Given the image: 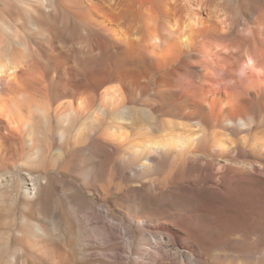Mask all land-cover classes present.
I'll use <instances>...</instances> for the list:
<instances>
[{
	"label": "bare ground",
	"instance_id": "obj_1",
	"mask_svg": "<svg viewBox=\"0 0 264 264\" xmlns=\"http://www.w3.org/2000/svg\"><path fill=\"white\" fill-rule=\"evenodd\" d=\"M0 161L78 182L22 174L61 213L1 203L0 264H264V0H4Z\"/></svg>",
	"mask_w": 264,
	"mask_h": 264
},
{
	"label": "rangeland",
	"instance_id": "obj_2",
	"mask_svg": "<svg viewBox=\"0 0 264 264\" xmlns=\"http://www.w3.org/2000/svg\"><path fill=\"white\" fill-rule=\"evenodd\" d=\"M4 2V0H0V5H2ZM1 163V161H0ZM168 165V164H167ZM166 165V166H167ZM12 168V169H11ZM39 168V167H38ZM38 168H31V167H25L22 164L16 163V166L14 167H3L0 164V205L1 203L5 202V204L11 208L14 212H13V222L15 223V225L17 226L16 228H18L20 226V224L22 226H24L25 231H29L30 227H29V223L28 222H24L23 221V217L25 215V213L27 214H34L37 218L38 216L40 217V219H43L44 214L47 213H54L58 216L61 213V203L59 200H57V196L55 194V197L53 200H51L50 202L45 201L46 200V196L47 193H42L41 195V200L39 202H34V206L33 208H31L30 205V201L27 200L24 196H23V183H22V177H23V173L26 172L27 170H31L33 171V173H35L37 176H39V178L42 180L44 177L49 176L51 177V188L49 189L48 193H56L55 192V187L56 186H60L63 187L65 192H70L71 189L74 187V185L78 184L77 179L74 177V175H72L71 173H64L61 172L60 170L58 171H45L43 169H41L42 167H40V169ZM108 168L106 169L103 177H102V182L101 185H103L105 191L111 196L112 199L114 200H119V198H121L122 196V190L125 189V183L120 182L116 177L114 178V176L112 177V175H114L112 173V171ZM112 174V175H111ZM128 185L135 187L137 185V183L130 182ZM110 187V188H109ZM112 189V190H111ZM81 191L79 193L74 192L71 193L72 195H74L75 198H79L81 199L83 194H81ZM80 194V195H79ZM90 197L93 199V201L97 204V205H101L102 203L100 202V200L98 199V197L96 195L90 194ZM138 198L137 202H141V204H143V209L144 211H149V210H157L160 209V204L158 203H154V204H148L146 203L145 199H143V197L140 196H136V199ZM168 204L169 206H176V205H180V204H188V202L183 203V201H180L179 199L173 197V198H169L168 199ZM124 203V206L127 207L129 210H131V205H127ZM23 215V217H22ZM113 215L115 217H118V213L116 211L113 212ZM56 218V217H55ZM54 218V219H55ZM53 219V220H54ZM56 220V219H55ZM28 221V220H27ZM114 224H118V220H114L113 221ZM19 224V226H18ZM28 226V227H27ZM29 229V230H28ZM1 246H0V250L2 251H6L9 250L11 251V238L14 236V233H9L8 235H1ZM10 254H6L5 257L3 258V260L1 261V264H9L10 262H12L11 260H13V257H10ZM12 258V259H11ZM14 264H21L22 260L20 258V255L15 254L14 256ZM38 264V263H36Z\"/></svg>",
	"mask_w": 264,
	"mask_h": 264
}]
</instances>
